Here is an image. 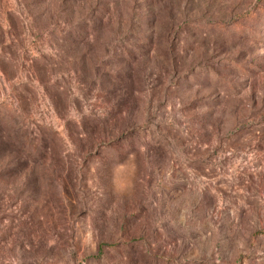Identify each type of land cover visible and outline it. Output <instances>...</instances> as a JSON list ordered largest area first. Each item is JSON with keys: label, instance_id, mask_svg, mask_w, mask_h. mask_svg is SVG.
Listing matches in <instances>:
<instances>
[{"label": "rangeland", "instance_id": "rangeland-1", "mask_svg": "<svg viewBox=\"0 0 264 264\" xmlns=\"http://www.w3.org/2000/svg\"><path fill=\"white\" fill-rule=\"evenodd\" d=\"M0 264H264V0H0Z\"/></svg>", "mask_w": 264, "mask_h": 264}]
</instances>
